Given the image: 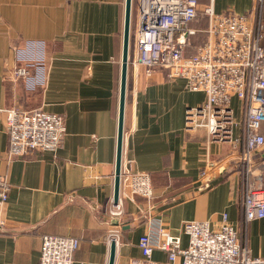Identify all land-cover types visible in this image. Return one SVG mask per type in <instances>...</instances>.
Wrapping results in <instances>:
<instances>
[{"label": "crops", "instance_id": "crops-1", "mask_svg": "<svg viewBox=\"0 0 264 264\" xmlns=\"http://www.w3.org/2000/svg\"><path fill=\"white\" fill-rule=\"evenodd\" d=\"M208 1L198 0L191 27L205 26ZM255 1L212 0V6L256 21ZM124 8L125 0H0V175L10 184L0 213V264H38L44 234L78 238L73 264H108L104 236L111 225L121 228L113 264H128L141 255L138 239L150 224L161 223L185 246L184 222L207 220L218 228L223 212L251 254L264 256V218L244 224L241 212L244 184L264 185V144L252 151L246 173L236 149L185 125V109L204 100L202 91L159 70L147 73L130 58L120 166L148 173L153 199H126L120 221L108 217ZM258 18L264 46V5ZM19 67L28 74H16ZM12 107L64 116L65 134L54 154L9 158L4 109ZM232 107L240 119L235 98ZM209 161L214 165L201 185L199 173ZM152 258L162 264L166 255L154 250Z\"/></svg>", "mask_w": 264, "mask_h": 264}, {"label": "built area", "instance_id": "built-area-1", "mask_svg": "<svg viewBox=\"0 0 264 264\" xmlns=\"http://www.w3.org/2000/svg\"><path fill=\"white\" fill-rule=\"evenodd\" d=\"M255 2L259 17L264 0ZM197 6L198 0H132L128 59L145 67L147 73L159 70L166 79H184L189 90L202 91L204 100L185 109V125L202 128L210 141L236 149L248 173L252 151L264 144L260 131L264 121L260 21L244 13H216L209 0L202 9L205 26L194 28L190 24L197 19ZM16 74L27 75L28 71L19 67ZM233 98L239 102L240 119L235 117ZM4 112L10 159L35 151L56 152L66 130L62 114L15 107ZM212 165L209 161L200 171L201 185ZM9 187L7 177L0 175V213ZM135 196L148 202L153 199L149 174L120 166L118 197L116 201L110 198L108 217L120 221L124 201ZM241 212L244 224L264 218V185L244 184ZM4 226L0 217V232ZM182 231L188 239L185 246L161 223L150 224L149 231L138 239L141 255L129 259L128 264H159L152 258L154 250L166 255L162 264H264V256H253L241 243L224 212L218 228L207 220H193L184 222ZM120 235L121 228L111 225L104 240L117 245ZM78 244L74 236L42 235L38 264H73Z\"/></svg>", "mask_w": 264, "mask_h": 264}, {"label": "water", "instance_id": "water-1", "mask_svg": "<svg viewBox=\"0 0 264 264\" xmlns=\"http://www.w3.org/2000/svg\"><path fill=\"white\" fill-rule=\"evenodd\" d=\"M131 3L132 0H125L121 73H120V94H119V109H118V132H117V147H116V159H115V170H114V191H113L114 201H116L118 197L119 174H120V164H121L123 114H124L126 71H127V61H128V45H129V35H130ZM114 252H115V243L111 242L108 264H113Z\"/></svg>", "mask_w": 264, "mask_h": 264}, {"label": "rangeland", "instance_id": "rangeland-1", "mask_svg": "<svg viewBox=\"0 0 264 264\" xmlns=\"http://www.w3.org/2000/svg\"><path fill=\"white\" fill-rule=\"evenodd\" d=\"M130 26H132V27H133V24H132V25H130ZM130 29H131V27H130ZM128 50H129V47H128Z\"/></svg>", "mask_w": 264, "mask_h": 264}]
</instances>
